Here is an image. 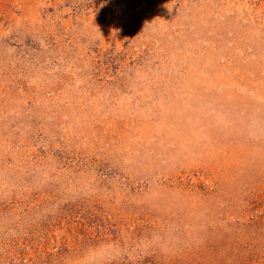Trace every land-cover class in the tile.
I'll use <instances>...</instances> for the list:
<instances>
[{
	"label": "rangeland",
	"instance_id": "1",
	"mask_svg": "<svg viewBox=\"0 0 264 264\" xmlns=\"http://www.w3.org/2000/svg\"><path fill=\"white\" fill-rule=\"evenodd\" d=\"M0 264H264V0H0Z\"/></svg>",
	"mask_w": 264,
	"mask_h": 264
}]
</instances>
